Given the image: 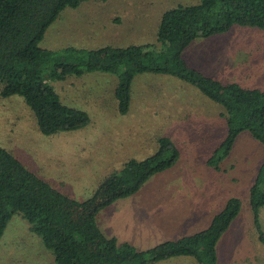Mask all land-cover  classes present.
Listing matches in <instances>:
<instances>
[{"label":"rangeland","instance_id":"obj_1","mask_svg":"<svg viewBox=\"0 0 264 264\" xmlns=\"http://www.w3.org/2000/svg\"><path fill=\"white\" fill-rule=\"evenodd\" d=\"M199 1L84 0L63 8L39 45L58 50L66 45L94 49L150 43L157 50L162 45L156 37L161 13ZM182 54L189 66L213 78L264 88V27L234 23L226 31L195 37ZM107 73L108 84L99 83L112 93L107 95L110 106L104 111L87 109L83 102L93 77L105 75L103 71L68 73L51 82L64 103L89 113L90 121L77 129L42 133L22 95L0 94V146L63 195L82 201L126 160L152 154L157 137L166 135L178 150L175 163L150 174L134 193L100 206L95 213L100 230L115 235L119 242L148 249L206 226L229 196H237L241 209L216 242L217 264H264V242L248 204L249 187L264 159L263 144L248 130H241L229 153L209 163L213 148L226 134L221 104L189 81L144 71L134 75L129 108L119 113L113 89L117 79ZM83 142L96 146L98 153L89 156ZM35 148L48 155L43 160L50 161L52 156L61 160V168L37 162ZM101 192L99 200L108 193L105 188ZM259 222L264 232V204L259 208ZM0 264L56 263L40 235L15 213L0 235ZM151 264L198 263L191 255L178 254Z\"/></svg>","mask_w":264,"mask_h":264},{"label":"trees","instance_id":"obj_2","mask_svg":"<svg viewBox=\"0 0 264 264\" xmlns=\"http://www.w3.org/2000/svg\"><path fill=\"white\" fill-rule=\"evenodd\" d=\"M82 1L0 0V94L22 95L42 133L77 129L90 121L87 110L61 100L51 80L84 70L110 72L117 79L113 87L117 112L125 113L134 75L149 71L189 81L221 104L226 134L213 148L209 163L228 154L244 129L264 146V88L213 78L189 66L182 54L195 37L226 31L234 23L264 27V0H200L170 7L160 15L156 37L162 45L157 50L150 43L42 48L39 42L47 26L65 6L75 7ZM157 142L152 154L126 160L82 201L63 195L12 151L0 146V235L11 216L18 213L28 228L40 235L56 264H151L178 254L191 255L198 264H217L216 242L241 209L237 196H229L206 226L148 249L119 242L97 225L95 213L100 206L134 193L150 174L175 163L178 150L170 137L160 135ZM104 188L107 196L99 200ZM248 204L258 237L264 242L259 222V208L264 204V159L249 187Z\"/></svg>","mask_w":264,"mask_h":264},{"label":"crops","instance_id":"obj_3","mask_svg":"<svg viewBox=\"0 0 264 264\" xmlns=\"http://www.w3.org/2000/svg\"><path fill=\"white\" fill-rule=\"evenodd\" d=\"M103 73L105 75H103V74H97L95 76L93 75L94 77H93L91 86L88 87V90H87L85 97H84V100H83L87 109H93L94 111H104V110H107L108 107L110 106V103L107 102V98H108L107 95L109 93L110 94H112V93L110 92V90H109V92H107L105 88H102V86H99V83H105V84L107 83L106 80L108 79L110 74H108L106 71H103ZM54 80H56V79H54ZM54 80H51L50 82H52V81L54 82ZM92 89H93V91H92ZM110 89L112 90V87ZM116 104H117V102H116ZM82 146H84V147H82V149H85V152L88 153L89 156L98 153V149H95L96 146H93V144L89 143L88 145H86V143L83 142ZM38 149H36L37 155L33 154L34 159L37 157V160H36L37 162L45 163L44 165L49 166V167H54V166L57 167V165H58L61 168V166H62V165H60L62 162L61 160L57 161L54 156H52V158H50V161H49V159L43 160L44 157L48 158L47 157L48 155L44 154L43 153L44 151L41 148H38ZM30 150H32L31 147H30ZM38 157L41 159H39ZM66 161H67L66 163H69L70 161L73 162L74 160L72 159L70 161L69 160H66ZM65 166H66V164L63 165V167H65ZM74 166H75V164H74Z\"/></svg>","mask_w":264,"mask_h":264}]
</instances>
